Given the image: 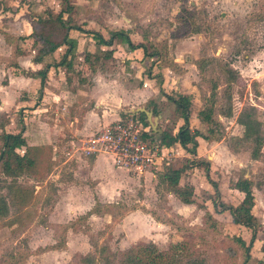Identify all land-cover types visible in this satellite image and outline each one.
Here are the masks:
<instances>
[{"label": "rangeland", "instance_id": "obj_1", "mask_svg": "<svg viewBox=\"0 0 264 264\" xmlns=\"http://www.w3.org/2000/svg\"><path fill=\"white\" fill-rule=\"evenodd\" d=\"M68 4L76 22L99 30L106 38L110 30L125 29L135 43L165 45L159 63L171 88L180 83V93L190 96L193 127L207 133L196 115L198 110L211 107L218 122L213 136L220 138L213 147L201 141V157L197 159L189 152L183 156L178 148L169 151L161 146L163 159L141 174L110 162L94 165L76 150L78 138L70 141L64 133L55 140L41 141L51 145L55 159L52 163L45 151L36 176L17 178L21 185L34 188L25 208L17 207L8 196L5 185L9 178L0 173V195L8 203V213L0 218V264H104V256L117 259L141 242H153L165 250L182 243L174 264H264V157H251L252 142L240 144L233 139L243 135L244 128L237 120L245 110L254 109L264 125V0H0V22L18 36L17 44L28 41L26 49L35 54L40 44L34 46L26 33H39L37 19L56 17ZM0 33V55L9 54L4 42L7 32L1 28ZM71 34L79 42L75 56L84 55L91 34L74 30ZM124 58L125 51L120 49L102 63L105 72L90 75L82 88L106 98L105 88L96 85L100 76L106 89L110 84L118 88L117 108L132 112L141 107L132 90L147 84L145 74L153 69L154 58H146L145 69L141 62L130 69ZM78 84L72 77L69 87L78 89ZM96 99L94 96L93 102ZM160 106L158 115H149L147 132L152 137L176 128L174 104L168 101ZM229 110L231 116H226ZM21 114L0 115V148L4 132L23 130L26 143L35 142L33 122L25 124ZM26 114L32 116L28 111ZM229 146L238 151L231 152ZM24 147L20 146L19 152ZM261 151L264 155V144ZM206 160L208 176L206 164L200 163ZM166 167L181 168L179 182L193 181L196 199L204 201L211 211L214 182L223 202L231 204L238 202L234 182L243 176L252 180L257 235L245 262L237 238L248 242L250 229L233 223L227 212L216 215L217 223L210 227L204 220L205 210L183 204L165 189L160 175ZM93 209L96 212L89 214ZM155 215L161 220H155Z\"/></svg>", "mask_w": 264, "mask_h": 264}, {"label": "trees", "instance_id": "obj_2", "mask_svg": "<svg viewBox=\"0 0 264 264\" xmlns=\"http://www.w3.org/2000/svg\"><path fill=\"white\" fill-rule=\"evenodd\" d=\"M72 6L69 4L66 8L61 9L56 17L38 18L37 22L40 24L39 33L31 32L27 36L31 37L33 40V45L37 43L40 45L37 47L36 52L33 56L34 62H43V59L48 54L55 52L58 48L62 49V57L60 63H72V58L75 56V50L77 47V39L73 37L71 31H78L83 33H90L91 38L94 40V45H104L105 49L101 50L99 46H96L98 51L91 52L85 51L83 57V65L89 71H96L98 66L102 67L101 59H110L112 57V46L116 42L124 43L129 48L140 47L143 50L145 57L154 58L151 63L152 65L162 59V51L166 49V46L155 44L153 42H138L135 43L131 38L130 34L125 29L110 30L108 32V38H105L99 30H89L83 25L76 22V19L71 16L70 11ZM66 14V16H64ZM49 26V27H48ZM18 36H13L10 34H5V39L14 44V53H21V47H19ZM71 58L68 62H65L67 57ZM12 65H16L15 61L10 62ZM69 64V67H70ZM151 65V66H152ZM161 69L162 66L158 65ZM48 64L42 69L36 71L40 75L41 82L44 81V76L47 72ZM33 74L32 72H28ZM148 78L156 79L157 84L163 81V75L160 70H158L154 75H152V68L147 71ZM189 95L178 94L177 97L167 96L174 105V114L183 120V124L179 126L176 134L173 135L169 130H161L156 137H152L148 132H144V138L150 139V142L158 141L162 146H171L175 143H179L181 147L192 155L197 154V148L199 146L198 138L205 140L206 142H212L218 140L219 136H213L215 133V125L218 122L213 117V109L202 108L198 111L197 116L199 120L207 127V133L200 131L199 129L192 128L190 126V99ZM147 111L144 108H140L134 111H126L121 114L122 119L128 116L132 117L136 122H138L142 128L148 127L149 121L147 118ZM153 115L157 113L153 111ZM226 116H231V110H229ZM237 122L241 124L244 128L243 135L233 137V139L240 143L244 140L250 141L253 144L251 148V157L254 159H260L264 157L262 146L264 144V133H263V122L256 116L254 109H249L241 112L238 116ZM23 130L16 132H4L1 135L2 144L0 148V173L9 181L5 185L7 189L8 196L17 203V207L21 209L25 208L30 200L33 198V187H26L21 185L17 178L20 175L26 174L31 176H36V169L42 160V156L45 151L49 153L50 160L54 161L55 156L53 149L50 144H30L26 143L22 135ZM25 146L24 151L19 152L18 148L20 146ZM232 152H237L238 149L234 146H229ZM53 153V155H52ZM205 171L209 173V161L204 162ZM48 171V170H47ZM182 173L181 168L166 167L165 171L160 175V182L163 183L165 189L173 193L182 203L184 204H195L198 208L205 210L204 220L205 223H210V227H214L217 223L216 215H221L222 213H229L231 221L237 225L244 226L250 229V236L248 242L244 238H237V242L240 244L244 251V261L245 262L249 255V250L253 246L256 235H257V221L256 216L253 212L255 202V196L253 191V182L251 179L246 177H239L233 184L238 194V202L236 204H226L223 202L221 192L218 190L217 183H213L214 192L212 204L213 211L206 207L204 201L199 202L196 199L195 188L192 184H180V176ZM220 198V200H219ZM23 207V208H22ZM96 212L94 209L89 212L92 214ZM8 213V203L4 195H0V218L4 217ZM155 215V220H161ZM182 243H176L170 250H165L159 248L153 242H141L134 244L129 249L121 252L117 259L109 260V256H104L106 259L104 264H174L176 260V250L180 248ZM85 259H87L85 257ZM89 259V258H88ZM114 261V262H112Z\"/></svg>", "mask_w": 264, "mask_h": 264}, {"label": "crops", "instance_id": "obj_3", "mask_svg": "<svg viewBox=\"0 0 264 264\" xmlns=\"http://www.w3.org/2000/svg\"><path fill=\"white\" fill-rule=\"evenodd\" d=\"M7 17V22L11 23V18L9 16ZM1 28L8 34L17 36L16 34H12L9 28L5 27V23L0 22V29ZM28 34L26 33V35ZM79 34L86 35V33L83 32H79ZM73 37L76 38V36ZM4 40L5 44L10 48V52L9 54L0 55V115L5 117V115H10L12 112L22 111L21 115L23 122L25 124L26 121L31 120L33 122L32 128L34 131L33 138L35 142L30 144H41V141H52L55 140L56 137H62L63 133L64 135H67L68 138H71L70 141L73 137H76L75 139L86 137L102 129L107 124L116 121V119L118 120L121 114H123V111H120L115 103L116 100L118 102V99L120 98L118 88L114 89L113 85L110 84V88L106 89L105 81L100 78V76H97L96 78V85L105 88L107 93L104 95H107L106 98H99V92H90L82 88V85L86 83L90 75H97V73L105 72L104 65H102V67L98 66L96 71H89L86 69L82 62L85 52L84 55L80 54L74 56L71 64L69 63L71 60L68 62L71 58L70 56L66 58L67 60L65 62H68L67 64H61L60 59L62 57V49L58 48L55 52L45 56L43 62H34V54H31L28 49H26L28 41H25L26 43L19 42V47H21L22 52L15 54L14 44L8 42L6 39ZM81 40L83 39L81 38ZM88 41L90 43L88 42L86 44L88 48L85 51L96 52L97 50L95 51L92 49L93 47H96L94 45V40L90 37L88 38ZM78 43L79 42H77V45ZM111 48L113 51L110 59H112L120 49H124L126 58L123 59V62H125L126 66L131 69L133 64L141 62L143 65L141 67L145 69L147 57L144 56L143 50L140 47L129 48L124 43L116 42ZM100 49L104 50L105 47L101 45ZM76 59H78V62ZM107 60L109 59H101L102 63ZM12 61H15L16 65H12L10 63ZM160 61L161 60L154 63L153 66V69L157 68V70L162 72L163 81L160 86L157 84L156 79L148 78L145 74V80L149 86L147 84H142L143 88L139 87L137 90H132V95L136 98L137 104L140 103V108H144L147 111L148 119L153 111L158 115V112L162 109L160 106L161 103L164 104L168 101L173 103L167 98V96L174 97L175 95L182 94L180 93V83H176L175 86L171 88V85H169V79L166 78L165 75V69L163 67L160 69L156 66ZM47 64L48 69L44 76L43 84L41 85L40 75L37 74L36 71L42 69ZM153 69L152 75L155 74ZM28 72H32L33 74H29ZM72 77L78 79V89H74L71 86L69 87ZM156 85H158V87ZM148 88L150 90H148ZM173 91L178 92H175L176 94L172 95L171 92ZM94 96H97L95 102L92 100L94 99ZM87 101L90 104H88ZM26 111L32 114V116L30 117V115H28V117H25V115H27ZM191 114L190 111L189 122L190 126L194 128L191 123ZM45 118H47V122L45 121ZM42 119L43 121H41ZM166 121H168V119H166ZM182 124L183 120L178 117L176 128L172 131L173 135L176 134L179 126ZM196 129H198V127ZM201 141H204L210 147H213L212 144L217 142H206L205 140L198 138L199 146H201ZM162 148L169 151L178 148L180 151L184 152L182 153L183 156L186 153L179 143H175L171 146H164ZM198 148L195 159L201 157ZM107 157L109 156L100 153L96 156L89 157V159L92 160L94 165L103 166L108 162L113 165L112 161ZM189 184H192L193 186L195 185L193 181H190ZM172 195L174 194L172 193ZM176 199L178 198L176 197ZM231 203L236 204L234 202ZM157 222L162 224L160 221Z\"/></svg>", "mask_w": 264, "mask_h": 264}, {"label": "built area", "instance_id": "obj_4", "mask_svg": "<svg viewBox=\"0 0 264 264\" xmlns=\"http://www.w3.org/2000/svg\"><path fill=\"white\" fill-rule=\"evenodd\" d=\"M145 131L147 127L142 128L132 117L120 118L92 135L79 138L76 150L84 157L106 154L115 166L141 174L163 159L159 154L161 145L144 138Z\"/></svg>", "mask_w": 264, "mask_h": 264}]
</instances>
